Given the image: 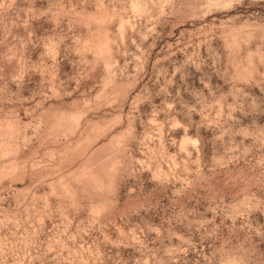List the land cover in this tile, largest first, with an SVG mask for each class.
<instances>
[{"label": "rangeland", "instance_id": "rangeland-1", "mask_svg": "<svg viewBox=\"0 0 264 264\" xmlns=\"http://www.w3.org/2000/svg\"><path fill=\"white\" fill-rule=\"evenodd\" d=\"M0 264H264V0H0Z\"/></svg>", "mask_w": 264, "mask_h": 264}]
</instances>
